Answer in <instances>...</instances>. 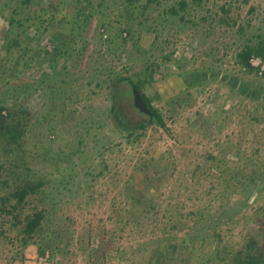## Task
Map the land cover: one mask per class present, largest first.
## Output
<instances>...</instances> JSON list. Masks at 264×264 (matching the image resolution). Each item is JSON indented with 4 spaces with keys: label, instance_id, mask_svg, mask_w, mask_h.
Here are the masks:
<instances>
[{
    "label": "rangeland",
    "instance_id": "374dc122",
    "mask_svg": "<svg viewBox=\"0 0 264 264\" xmlns=\"http://www.w3.org/2000/svg\"><path fill=\"white\" fill-rule=\"evenodd\" d=\"M70 1L0 0V105L19 95L18 103L39 120L20 150L11 157L1 150L0 158L2 163L8 158L25 163L29 171L19 170L43 181L42 202L30 203L24 211L37 206L46 212L45 236L57 245L54 252L38 256L31 243L22 244L21 226L12 227L0 211V264H90L91 251L84 249L105 239L109 258L99 264H147L168 238L181 242L197 233L200 239L188 245L204 259L216 248L239 250L251 240L263 245L264 102L259 94H264V60H250L261 69L248 74L236 63V54L264 34V0ZM172 7L177 14L169 12ZM79 9L91 14L81 34L76 32L89 50L78 63L70 58V72H65L63 58L55 62L52 53L40 49L72 44L65 23ZM125 29L131 35L121 32ZM40 32L45 34L39 42ZM16 39L19 44L13 45ZM154 61L160 64L156 81L143 89L164 116L165 127L151 126L128 138L142 115L131 106L128 90L124 108L133 126L120 129L108 119L107 79L124 74L125 67L129 76L143 71L141 78H146V66ZM184 70L217 76L186 85L178 76ZM55 73L82 80L70 88L54 83L60 79ZM224 76L239 77L241 87L220 82ZM37 78L41 87L58 84L53 89L61 85L71 97L59 93L54 103L50 90L41 95L38 84L32 85ZM86 81H93L92 86ZM252 90L257 97H249ZM66 118L74 120L70 131L61 125ZM223 176L230 182L219 179ZM129 179L134 186L130 195L124 194ZM10 190L0 183V197ZM137 192L136 201L145 199L133 205L129 196ZM132 211L137 216L121 230L120 218ZM88 232L95 238L86 240ZM221 256L216 264L232 258L225 251Z\"/></svg>",
    "mask_w": 264,
    "mask_h": 264
},
{
    "label": "trees",
    "instance_id": "16d2710c",
    "mask_svg": "<svg viewBox=\"0 0 264 264\" xmlns=\"http://www.w3.org/2000/svg\"><path fill=\"white\" fill-rule=\"evenodd\" d=\"M194 1L200 4L203 0H194ZM70 2L71 4L75 3V2L72 3V0ZM180 6L182 9H184L186 5L184 2H181ZM169 12L172 14H177L176 9H174L173 7L169 10ZM74 15H72V19H67L65 23L68 25L70 24L71 33L69 38L71 39L72 44L65 48L63 47V45H59L58 42L57 45H53L52 51L50 50L48 51L47 47H43L40 49L43 54L52 53L53 54L52 58L55 59V62H58L60 58H63V68L65 72H70L67 66V63L70 62V58L74 59L78 63L79 59L84 60L85 55L88 54V50H89L88 49L89 46L86 44L87 41L84 39H82V41L81 40L78 41L79 36L77 35L76 32L81 34L80 29L86 25L87 23L86 20L90 18L91 14L85 15L84 12L81 9H79L78 12L74 13ZM82 16L83 17L86 16L85 17L86 19H83L81 22H79V19L83 18ZM53 18L54 17H51V19ZM52 24L53 21L50 22L47 26H45L43 31L47 32L48 29L52 26ZM100 25L102 27L107 28L106 22H102ZM121 32H127L128 35H131V31L129 29L121 30ZM44 34L45 33L43 32H40L38 34L39 35L38 41L39 40L42 41ZM55 34L57 35V37L59 35H62L61 32H57V31L55 32ZM113 39L114 37L110 38L109 40H113ZM18 41H19L18 39L13 40V45H18L19 44ZM255 58L256 59L260 58L261 60H264V34L257 35L254 40L248 41V43L241 48V50L236 54V63L245 70L243 72H246L248 74L253 73L257 75L258 72H260L261 66H253L250 61ZM90 61L91 58L88 60V62ZM159 67L160 64L157 61H154L153 63H149L146 66V69L148 70V72L146 71L147 73L146 78H141L143 71L140 72L142 74L135 73L132 74L133 76H129L128 74H130V68L125 67L124 74L126 73V75L124 74L114 75L113 77L111 76L108 77L107 79V84H106L107 86L105 87V89L107 91V96L110 98V102H111V107L108 110L109 113L108 119L116 122L120 127V129L129 128L133 126V123L129 122L132 119V117L126 115L124 108L125 102H127L129 92L133 98L131 101V106L138 113H140V115H142L141 119L135 123L136 126L127 134L128 138L134 136L136 131L145 130L151 126L165 127L164 116L162 115L161 111L151 103V100L145 94V91L143 89L145 83L148 86H151L153 85V83H155L156 81L155 74L157 73ZM55 74H56L55 77L60 78L58 79L60 81L57 82L58 80H55L54 83H62V84L64 83L66 86H70L71 88V86H73L74 81L76 83L80 82L79 81L80 78H74V79L71 78L70 80H68L66 77H64L65 75L63 76L62 73H55ZM67 75L72 76L71 73H68ZM178 76L180 77L183 84L190 85L192 83L202 84L205 82H209L210 80L215 81L217 75L209 74L205 71L201 72L200 70L187 71V72L184 70L181 71ZM41 78L40 79L37 78L32 82V85L38 84L36 90L40 91L41 95L46 93L45 92L46 89L50 90V94H51L50 100H52L54 103H56V101L60 98L59 95H57L59 93L64 95L69 94L70 96H66V97L68 98L71 97V91L67 93L65 90L62 89L63 86L61 85L58 90L53 89L55 88V86L58 85V84L54 85L53 83L47 85L46 88L41 87L42 81H39L41 80ZM80 80H82V78ZM220 82L229 83L230 85H232V88L233 87L240 88L242 83L240 78L235 76L233 77L224 76L222 77ZM85 84H87V86H92L93 81L92 82L86 81ZM95 86L102 87V85L99 83L98 84L96 83ZM262 88L263 85L261 86V89ZM134 89H136L139 92L145 104L147 105L148 109L150 110L151 114L145 113L141 111L138 107H136L134 101ZM20 92H22V89L20 90ZM52 95H56V96L52 97ZM256 95L258 96V94L252 90V92H250L249 94V97L255 98L257 97ZM13 98L15 99L13 100L12 103H9L7 100H3L5 103L0 105V147H1L0 151L2 150L3 152L6 153V155L9 154L10 157H11V152H16L21 149L22 141L24 137L27 136V134L32 131L31 128L33 126H36V123L39 121L38 119H33L34 114L31 112L30 109L25 107L24 104L18 103L19 95H16ZM259 101L264 102V94L262 95L259 94ZM87 108H91V107H87ZM69 122H71V124H69ZM73 122L74 120L72 119L68 120L66 118V120H64V122L61 125H64V128L66 127L70 131L71 128L70 125H72ZM52 132H55L54 129L52 130ZM22 164L23 163L20 164L19 160L12 161L10 158H8V162L2 163V159L0 158V179H3V181H1L0 183H2V185L11 187V190L7 192L6 195L0 197V211L6 218V221L11 222L12 227L21 226V230L19 234L23 236L21 238L22 244L29 245L31 243L32 246L36 247V252L38 256L44 257L47 251L50 250V252L52 253V251L54 252L55 247H57V245L51 241V237L49 235L45 236V234H49L46 232V228L43 223L46 218L45 215L46 212L44 210H39L37 206H35L30 213H26L24 211V209L28 205H30V203H34V202L37 203L39 201L42 202V199L39 197V194L42 192L44 183L41 180L30 179L28 174H24L22 171H20L19 169L21 167L25 168V172L29 171L25 163L23 165ZM136 172L137 171H135L134 173ZM262 172L263 174H261L260 177H262L264 180V171ZM231 173H232L231 171L228 172V175L231 176ZM239 174H243V172L236 171V175ZM219 179L223 181L228 180V182H230L231 180L229 177L227 179L225 176ZM131 182L132 180L130 179L127 181L128 185L127 188L124 189V194L126 193L128 195L131 194L132 189L130 188L134 187ZM232 182L235 183L233 180ZM138 193L139 192H137V194L133 193L132 196H129L131 198L130 199L131 202H133V205H136V203H140L145 199V197L142 196L138 201H136L135 197L139 195ZM259 196L260 195H258V197ZM132 208L134 210V207ZM133 216H137L134 211H132L128 217L120 218V221L123 222V226L121 230H125L131 224L132 222L131 217ZM138 225L140 231L141 232L144 231L145 227L143 228V225L141 223H139ZM87 235L88 236H86V240L88 241L91 240L92 238H95L94 232H88ZM200 235L201 234L197 233L196 235L190 237L189 239L181 242L173 241L172 238H168L167 245L163 248H159L158 246L153 252L154 255L148 259L147 264H152L153 261H155L154 264H195V262L196 264H216L218 259H224L221 256L223 254V251H225V253L228 254L229 256H232V258H230V261L225 264H264V244L260 245L257 240H251L250 242H247V244H245L244 247L239 250H236L234 248L231 249L226 248L223 251H220L219 248H216V251H212L210 253L208 251L207 253L208 257L207 259H204L206 255L201 254V251H198L197 249L196 251H198V253L195 252V249H192L191 246L188 245L189 243H193L196 240V237L199 240ZM217 236L219 237L221 235H217ZM32 239H35L34 242H30ZM102 244L97 247H90L91 248L90 250L84 249V252L91 251L90 253H88L92 257L90 258L91 259L90 264H99L103 258L105 257L107 259L109 258L107 255V253L109 252L108 241L105 239V241L102 242ZM101 251H103L106 256H104L103 254L98 255V253H100Z\"/></svg>",
    "mask_w": 264,
    "mask_h": 264
},
{
    "label": "water",
    "instance_id": "95a60500",
    "mask_svg": "<svg viewBox=\"0 0 264 264\" xmlns=\"http://www.w3.org/2000/svg\"><path fill=\"white\" fill-rule=\"evenodd\" d=\"M134 101L136 107H138L141 111L151 114L150 110L148 109L147 105L145 104L144 100L136 89H134Z\"/></svg>",
    "mask_w": 264,
    "mask_h": 264
}]
</instances>
